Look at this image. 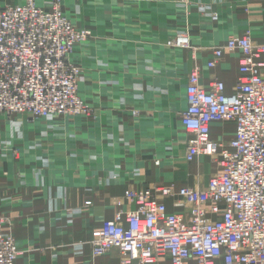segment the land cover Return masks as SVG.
I'll return each mask as SVG.
<instances>
[{
  "label": "crops",
  "instance_id": "obj_1",
  "mask_svg": "<svg viewBox=\"0 0 264 264\" xmlns=\"http://www.w3.org/2000/svg\"><path fill=\"white\" fill-rule=\"evenodd\" d=\"M75 4L67 10L73 23L94 31L71 55L84 69L80 93L94 115L0 116V216L21 251L16 264H122L118 250L93 256L89 240L119 210L135 208L127 189L205 188L216 171L206 156L185 157L190 135L181 112L190 73L199 66L202 84L217 77L230 92L240 56L225 52L209 68L213 50L247 31L264 40V0ZM179 32L191 48L169 46ZM234 130L233 122L214 123L212 137L229 140Z\"/></svg>",
  "mask_w": 264,
  "mask_h": 264
},
{
  "label": "built area",
  "instance_id": "obj_2",
  "mask_svg": "<svg viewBox=\"0 0 264 264\" xmlns=\"http://www.w3.org/2000/svg\"><path fill=\"white\" fill-rule=\"evenodd\" d=\"M89 37L71 22L62 0L0 6V114H94L79 95L81 70L70 58ZM168 44L191 48L190 36L179 32ZM225 52L240 56L232 91L217 77L202 84L195 66L181 112L190 135L186 159L206 156L216 166L207 185L127 189L135 208L92 230L93 256L118 250L122 264H163L165 257L170 264H264V40L256 42L249 31L231 36L213 50L208 67ZM225 122L234 123L233 136L214 139L212 125ZM5 227L0 217V264H16L21 251Z\"/></svg>",
  "mask_w": 264,
  "mask_h": 264
},
{
  "label": "rangeland",
  "instance_id": "obj_3",
  "mask_svg": "<svg viewBox=\"0 0 264 264\" xmlns=\"http://www.w3.org/2000/svg\"><path fill=\"white\" fill-rule=\"evenodd\" d=\"M76 1L78 2H80V0H62V8H63V11L68 15V13H67V10L71 7V6H74V4L76 3ZM79 2L78 3H76L75 5H78L79 4ZM7 5V4H6ZM73 11V10H72ZM68 17H69V19L71 20V22L73 23V21L74 20H72L71 18H70V16L68 15ZM75 23V22H74ZM73 23V24H74ZM75 25V24H74ZM75 26H77V24L75 25ZM77 27H79V26H77ZM79 28H86L87 30H89L90 31V37H89V39H87V41H89L91 38H93V36H94V31H93V29H91L90 27H79ZM173 38V37H172ZM87 41H85V42H83V44H85ZM79 44V43H78ZM75 49V48H74ZM73 52H74V50H73ZM72 52V53H73ZM72 55V54H71ZM70 58H71V60H72V62H74L79 68H80V70H81V75H80V79H79V83H78V90H79V95L81 96V93H80V85H81V82H83L84 81V79H85V73H84V69L82 68V66H80V64H78L77 62H75L73 59H72V57L70 56ZM82 97V96H81ZM83 98V97H82ZM83 100H84V102H85V104H87L90 108H94V107H92L90 104H88L86 101H85V99L83 98ZM94 110V109H93ZM1 115H5V114H0V116ZM14 115V114H13ZM13 115H6L8 118H12V116ZM92 115H94V114H92ZM0 118H2V117H0ZM28 118H32V116H30V117H28ZM33 119V118H32ZM0 142H1V140H0ZM1 146L2 145H0V151L2 150V148H1ZM13 150V152H17V153H14L15 155H18L19 153H20V150H19V148H14V149H12ZM0 217H2V216H0ZM4 218V217H3ZM5 220H6V227H5V230L7 231V232H9V233H12L13 234V232H12V230H9V229H7V219L6 218H4Z\"/></svg>",
  "mask_w": 264,
  "mask_h": 264
}]
</instances>
